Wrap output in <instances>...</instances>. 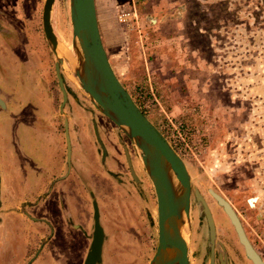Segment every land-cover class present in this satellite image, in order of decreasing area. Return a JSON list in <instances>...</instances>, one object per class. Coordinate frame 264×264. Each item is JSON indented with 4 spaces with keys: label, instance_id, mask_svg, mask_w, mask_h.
I'll list each match as a JSON object with an SVG mask.
<instances>
[{
    "label": "rangeland",
    "instance_id": "1",
    "mask_svg": "<svg viewBox=\"0 0 264 264\" xmlns=\"http://www.w3.org/2000/svg\"><path fill=\"white\" fill-rule=\"evenodd\" d=\"M6 3L1 2V13L13 18L10 28L16 36L0 33L2 98L10 109L27 104L23 91L34 98L44 93L61 138L65 118L70 138L93 134V118L102 138L119 139L121 148L130 151L136 178L115 141L119 151L111 155L122 182L107 176L96 192L104 230L98 264H148L158 242L155 190L135 144L109 119L107 126L97 121L101 112L72 71L76 55L69 0H54L50 14L59 39L57 53L64 58L60 74L68 98L62 106L58 59L42 28L44 0ZM95 5L113 71L187 166L192 182L189 221L201 237L200 252L207 227L194 189L207 205L212 201L216 218L226 222L211 189L236 209L264 257V0H95ZM122 12L128 13L125 20L119 18ZM83 115L87 119L76 123ZM26 138L22 136L27 147ZM3 150L0 141L6 168ZM3 194L6 201L12 199L7 187ZM30 236L28 231L25 237ZM86 237L88 247L92 232ZM194 240L191 232L188 250ZM8 260L0 255V264H11Z\"/></svg>",
    "mask_w": 264,
    "mask_h": 264
},
{
    "label": "crops",
    "instance_id": "2",
    "mask_svg": "<svg viewBox=\"0 0 264 264\" xmlns=\"http://www.w3.org/2000/svg\"><path fill=\"white\" fill-rule=\"evenodd\" d=\"M23 93L27 104L9 109L0 91L4 103L0 105V141L6 163L4 168L0 161V255L2 259L8 256L11 264H83L89 250L84 253L89 247L86 236L93 231L91 192L100 213L97 181L98 177L99 182L106 180L107 168L117 167L110 160L115 149L108 148L105 163L100 164L94 138H71L72 154L66 157L67 138L56 133L54 115L48 113L53 111L52 104H46V94L38 92L34 98L29 91ZM18 115L15 122L13 118ZM87 117L78 116L75 121L82 123ZM108 119L102 112L97 116V121L106 126ZM22 122H27V127ZM22 136L27 137V147ZM76 172L81 184L72 186ZM6 187L12 198L9 201L3 194ZM28 226L30 230H26ZM28 231L31 236L26 238Z\"/></svg>",
    "mask_w": 264,
    "mask_h": 264
},
{
    "label": "water",
    "instance_id": "3",
    "mask_svg": "<svg viewBox=\"0 0 264 264\" xmlns=\"http://www.w3.org/2000/svg\"><path fill=\"white\" fill-rule=\"evenodd\" d=\"M53 2L54 0H44L42 28L50 48L58 59L55 70L63 97L62 106L68 97L64 80L60 74V64L64 65V58L56 51L59 39L53 31L50 19ZM69 9L72 24V48L76 55V65L72 71L99 111L121 128L135 144L155 190L158 242L148 264H188V236L182 232V226L190 223L192 182L187 166L164 134L135 103L113 71L101 39L95 0H69ZM0 105H4L1 99ZM65 134L69 144L67 121H65ZM129 166L132 176L136 178L130 163ZM174 178L178 187L174 184ZM209 192L228 214L246 255L254 264H264L247 240L230 204L213 190L209 189ZM193 193L203 205L210 233L213 236L214 228L208 206L197 189H194ZM91 197L93 231L83 264H97L101 260L104 242L99 207L92 192Z\"/></svg>",
    "mask_w": 264,
    "mask_h": 264
},
{
    "label": "flooded vegetation",
    "instance_id": "4",
    "mask_svg": "<svg viewBox=\"0 0 264 264\" xmlns=\"http://www.w3.org/2000/svg\"><path fill=\"white\" fill-rule=\"evenodd\" d=\"M2 1L4 3H6L7 1L11 2V0H0V33L1 34L4 33L6 36L11 35L14 37L16 35H13V29L10 28V26H12V24H13V18L9 17L6 14H5V17L2 16V13H1L2 12V10H1V2ZM7 22L9 23V25H5V24H7ZM5 43L8 45L10 44V42H8V41ZM12 44H13V42H12ZM67 125H68V122H67ZM91 126H92L91 132H93V134L84 135V136L79 135L78 137L72 136L71 138H94L93 142L95 143V154H96V156H98L99 152H100L101 155H100L99 163L104 164L105 159L107 158V155H108V151H106V150H108V148L114 147L115 150L119 151L118 148L119 147L121 148L120 141H119V139H115V138H108V140L106 142L103 141V138L99 134V130L97 128L98 124L93 119H91ZM63 128H64V138H66L64 125H63ZM68 137H69V135H68ZM71 138L69 137V144L66 141L67 142L66 143V157L68 156V150L70 152V155L72 154ZM74 141L76 142V140H74ZM115 141L117 142L119 147L116 146ZM78 144H80V142H78ZM78 144H76V146ZM121 149L123 150L124 162L127 165L128 170H130L129 163L132 166V162H131L132 157L130 156L131 153L126 147H124V148L122 147ZM110 160L114 161L117 164V161L114 157H111ZM115 170L111 169V168H107L106 174L108 176H110L113 180H115V178H117L120 180V182H122L123 176L120 175L121 170H119L117 167L115 168ZM76 176H77L75 178L76 181L73 180L72 186L75 184L78 185V183L81 184V181H80V178H79V175L77 174V172H76ZM99 180L100 179L98 177V181H97L98 185L97 186L102 189L104 184L99 182ZM94 181L96 183V180H94ZM59 200L61 202L64 201L62 194L59 195ZM209 201H210V204L207 206H209L208 209L211 213L214 233H213V236H211L210 227H209L208 221L206 219V216L204 214L205 219H206L207 235H206L205 241L203 242V246H202L203 247V253H202V249H201V252H200V248L198 249V245L200 244L201 237L196 232V227L192 224V234H194L195 240L193 242L191 241L190 248L188 250V253H189L188 254V264H254L252 262V260L246 255L244 246L241 243V241L238 237V234L235 230V227H234L233 223L231 222L228 214L224 210V208L214 202L215 205L218 208H220V210L225 215V217H226L225 223L222 221H219L216 218L213 206L211 204L212 201L211 200H209ZM230 206L232 207V209L236 213L247 240L249 241L252 248L256 251V253L261 257V259L264 262V257L262 256V253L258 250L256 242L246 232V229L244 227V223L242 222V220H241L240 216L238 215L236 209L232 206V204H230ZM203 212H204V210H203ZM102 250H103V247H102Z\"/></svg>",
    "mask_w": 264,
    "mask_h": 264
},
{
    "label": "bare ground",
    "instance_id": "5",
    "mask_svg": "<svg viewBox=\"0 0 264 264\" xmlns=\"http://www.w3.org/2000/svg\"><path fill=\"white\" fill-rule=\"evenodd\" d=\"M56 51L57 52L59 51L58 45H57ZM75 64H76V62L73 63V66H75ZM174 184H175L176 187H178V184H177V181L175 180V178H174ZM182 232H183L184 235L188 236V238H191V232H192L191 224L190 223L184 224L182 226Z\"/></svg>",
    "mask_w": 264,
    "mask_h": 264
},
{
    "label": "built area",
    "instance_id": "6",
    "mask_svg": "<svg viewBox=\"0 0 264 264\" xmlns=\"http://www.w3.org/2000/svg\"><path fill=\"white\" fill-rule=\"evenodd\" d=\"M128 15V13H124V12H122L121 14H119V18L121 19V20H125L126 18H125V16H127Z\"/></svg>",
    "mask_w": 264,
    "mask_h": 264
},
{
    "label": "trees",
    "instance_id": "7",
    "mask_svg": "<svg viewBox=\"0 0 264 264\" xmlns=\"http://www.w3.org/2000/svg\"><path fill=\"white\" fill-rule=\"evenodd\" d=\"M144 113H145V111L144 110H142Z\"/></svg>",
    "mask_w": 264,
    "mask_h": 264
}]
</instances>
